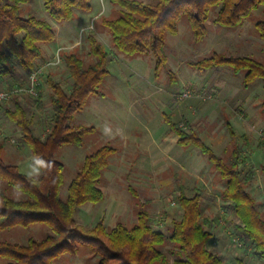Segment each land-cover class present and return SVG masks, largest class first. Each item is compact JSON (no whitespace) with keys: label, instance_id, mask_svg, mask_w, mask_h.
<instances>
[{"label":"rangeland","instance_id":"1","mask_svg":"<svg viewBox=\"0 0 264 264\" xmlns=\"http://www.w3.org/2000/svg\"><path fill=\"white\" fill-rule=\"evenodd\" d=\"M91 5V12H82V16L70 22L53 20L43 0H31L22 6L24 16L49 20L61 38L66 36L57 47L41 44L43 52L47 47L54 51L46 53V59L39 65L53 60L58 51L61 62L47 68L41 77L45 109L30 106L28 117L33 119L37 134H43L45 120L51 115L52 89L48 75L65 88L70 85L62 54L76 52L87 63L94 60L88 41L90 33H94L104 49L112 52L110 74L103 85L104 96L91 97L73 121L94 127L95 132L85 137L82 146H63L56 154L65 165L61 195L66 198L70 183L88 155L105 145L116 149L99 183L104 200L84 204L77 214L78 223L87 229L99 222L108 230L119 224L131 228L138 221V207L145 203L153 228L167 233L173 221L182 217L178 201L182 186L189 196L196 191L204 193L202 216L209 219L207 229L213 233L214 240L209 248L222 257L224 264H235L238 257H244L247 264H264L240 239L238 219L221 199L225 182L214 165L193 145L180 146L165 120L169 115L180 127L187 120L218 156L226 158L233 149H239L241 159L245 160L241 175L251 177L248 190L264 213V81L257 79L245 86L244 73L236 74L228 66L199 70L193 65L215 53L251 57L264 64V39L256 28V23L264 19L263 7L236 28L214 23L213 13L207 23L208 35L202 41L195 40L188 21L183 19L178 33L168 34V62L156 74L151 56L128 57L114 47L102 20L117 16L119 8L111 0H92ZM70 34L72 37L68 38ZM30 73L18 66L11 76L0 81V90H9L15 83L25 86ZM28 98L31 97L20 99L24 103ZM0 123L3 128L0 143L9 137L5 160L20 166L23 173L29 174L33 167L40 172L30 149L27 146L20 149L21 129L4 114L0 115ZM48 232L46 225L36 224L0 231V240L23 244L31 238L41 240ZM99 259L91 248L80 246L77 254H65L55 264H98ZM4 261L7 260L0 259Z\"/></svg>","mask_w":264,"mask_h":264},{"label":"trees","instance_id":"2","mask_svg":"<svg viewBox=\"0 0 264 264\" xmlns=\"http://www.w3.org/2000/svg\"><path fill=\"white\" fill-rule=\"evenodd\" d=\"M30 1L0 0V81L11 76L18 66L30 73L43 60L41 44L56 39L48 20L22 14V6ZM91 1L43 0L45 10L57 22H68L79 12H89ZM111 3L119 8L117 16L104 18L102 24L108 29L114 47L128 57L151 56L156 74L168 62V34L176 35L183 19L188 21L195 40L202 41L208 35L207 23L213 13L214 23L228 28L240 26L260 7L264 16V0H111ZM256 28L264 39V19L256 23ZM88 41L94 57L91 62L87 63L76 52L62 54L70 82L67 88L48 75L51 115L45 120L43 134L35 132L33 119L28 117L30 106L45 109L40 87L36 98L23 103L15 96L8 104H0L7 120L21 129L20 149L27 146L35 160L52 165L51 168L38 165L39 175L29 177L18 165L5 160L8 138L0 143V231L36 224L49 228L41 240L31 238L23 244L0 240V259L7 260L0 264H55L65 254H77L80 246L91 248L100 258L98 264H224L222 257L209 248L214 240L207 229L210 221L202 216L201 191L189 196L184 187L179 188L182 217L173 221L167 233L153 228L145 203L138 207V221L131 228L119 224L108 230L99 222L87 229L78 223L77 214L84 204L99 203L105 198L99 183L110 156L116 152L109 145L86 157L68 187L67 197H62L65 165L56 154L63 146H82L85 137L95 132L94 127L73 121L91 96L104 95L103 85L112 63V52L101 46L94 33H90ZM193 65L199 70L228 66L236 74L244 73L245 86L257 79L264 81V64L251 57L215 53ZM166 121L180 146L193 145L214 165L225 182L221 199L238 219L240 239L256 258L264 261V213L248 190L251 177L241 175L245 160L241 159L239 149H233L226 158L218 156L187 120L181 127L169 115ZM235 264L247 262L238 257Z\"/></svg>","mask_w":264,"mask_h":264},{"label":"built area","instance_id":"3","mask_svg":"<svg viewBox=\"0 0 264 264\" xmlns=\"http://www.w3.org/2000/svg\"><path fill=\"white\" fill-rule=\"evenodd\" d=\"M61 62V55L58 51L56 57L48 62H43L36 66L28 77V82L25 86H14L13 89L0 90V104L9 102L13 97L18 96L19 98L24 96H30L36 98L39 96V87L41 83V77L45 70L51 66L58 65Z\"/></svg>","mask_w":264,"mask_h":264},{"label":"crops","instance_id":"4","mask_svg":"<svg viewBox=\"0 0 264 264\" xmlns=\"http://www.w3.org/2000/svg\"><path fill=\"white\" fill-rule=\"evenodd\" d=\"M92 11V8H91V10L89 11V12H91ZM89 12H87V13H89ZM80 13H82V12H79L78 14H77V16L75 17V19H73V20H77L79 17L78 16H82ZM99 15V14H98ZM51 17V16H50ZM73 20H71V21H73ZM49 21V20H48ZM50 22V21H49ZM68 22H70V21H68ZM51 23V22H50ZM52 24V23H51ZM53 25V24H52ZM55 33H56V39L53 41V42H50L49 44V46H51L52 44H55L56 45V47L59 45V43L61 42V39H62V41L64 42L65 41V37L66 36H63L64 38H61V36H59V33L58 32H56L55 31ZM72 37V35L70 34L69 36H68V38H71ZM111 37V36H110ZM64 39V40H63ZM77 43L78 42H76V45H77ZM43 44H48V43H43ZM41 49H42V47H41ZM51 51H54L53 49H52V47H47V49L43 52V50H42V52L44 53L43 54V58H44V60L46 59L45 57H46V53H51ZM108 77V76H107ZM11 85H13V86H15V85H22L21 83H15V84H11ZM11 86H9V88H10ZM96 96H98V95H96ZM104 96V95H103ZM91 97H93V96H91ZM90 97V98H91ZM89 98V99H90ZM0 115H2L3 116V113H2V111H1V109H0ZM165 120H166V118H165ZM167 122V121H166ZM2 127H1V123H0V131H2ZM7 138H9V137H7ZM11 141V140H10ZM177 143H178V140L176 141ZM185 148V147H184ZM31 152V151H30ZM31 155H32V153H31ZM33 156V155H32ZM33 160L34 161H36L35 160V158H34V156H33ZM20 167V166H19ZM21 169V168H20Z\"/></svg>","mask_w":264,"mask_h":264},{"label":"clouds","instance_id":"5","mask_svg":"<svg viewBox=\"0 0 264 264\" xmlns=\"http://www.w3.org/2000/svg\"><path fill=\"white\" fill-rule=\"evenodd\" d=\"M35 163H36V165L46 166V167H48V168H51V167H52L51 163L45 165L44 161H42V160H40V159H37V160L35 161ZM34 174H35V175H39V170H38V168H36V167H33V168L31 169V171L29 172V177H31V176L34 175Z\"/></svg>","mask_w":264,"mask_h":264}]
</instances>
